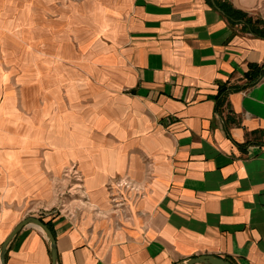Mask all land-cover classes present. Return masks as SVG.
Returning <instances> with one entry per match:
<instances>
[{"label":"crops","instance_id":"0c3cea01","mask_svg":"<svg viewBox=\"0 0 264 264\" xmlns=\"http://www.w3.org/2000/svg\"><path fill=\"white\" fill-rule=\"evenodd\" d=\"M7 2L55 4L70 39L0 62V246L43 215L57 264H264V36L218 7L264 30V0H0L2 33ZM5 264H52L44 230Z\"/></svg>","mask_w":264,"mask_h":264},{"label":"rangeland","instance_id":"374dc122","mask_svg":"<svg viewBox=\"0 0 264 264\" xmlns=\"http://www.w3.org/2000/svg\"><path fill=\"white\" fill-rule=\"evenodd\" d=\"M60 10H70V1L60 3ZM5 9H9L11 12H18L22 10L24 13L23 19L18 17H12L10 22V28L5 33L0 32V62H5L6 65L1 66L4 70H19L21 66H17L19 59L27 56L32 57L38 52L36 47H52L60 42H65L70 39V30H66V24L61 18L59 26L63 25V28H57L54 23H51L49 17L40 16V14L50 15V12L56 9L55 4L51 3H22L7 2L4 3ZM60 16H62L60 14ZM47 20V21H46ZM70 29V25L67 26ZM58 30V32L56 31ZM7 43L10 49H2V44ZM51 52V49L46 50ZM62 53L68 54L70 50L68 48H62L59 50ZM18 59V61L16 60Z\"/></svg>","mask_w":264,"mask_h":264},{"label":"water","instance_id":"95a60500","mask_svg":"<svg viewBox=\"0 0 264 264\" xmlns=\"http://www.w3.org/2000/svg\"><path fill=\"white\" fill-rule=\"evenodd\" d=\"M27 224H34L44 230V232L49 238L52 264H57V247H56V239L54 237V234L52 230L41 219L35 216L26 217L9 232V234L7 235V237L0 246V264H5L6 255L13 239L20 232V230ZM180 264H234V263L228 259L213 254H203L199 256L190 257L184 260V262Z\"/></svg>","mask_w":264,"mask_h":264},{"label":"trees","instance_id":"16d2710c","mask_svg":"<svg viewBox=\"0 0 264 264\" xmlns=\"http://www.w3.org/2000/svg\"><path fill=\"white\" fill-rule=\"evenodd\" d=\"M218 7L232 21L242 20L249 26L250 31L256 33L257 35L264 36V30L258 28V25H260V23L262 22L261 20H253L252 17H248L245 12L234 8L228 2L218 3ZM263 75L264 65L260 66L258 64H250L249 70L246 72V77L249 81V84H255ZM238 89H240L239 85L222 84L219 87L218 97H221V95L224 96L228 92ZM37 217L41 219L52 230L51 220H45L43 215H39Z\"/></svg>","mask_w":264,"mask_h":264},{"label":"built area","instance_id":"2783aa9c","mask_svg":"<svg viewBox=\"0 0 264 264\" xmlns=\"http://www.w3.org/2000/svg\"><path fill=\"white\" fill-rule=\"evenodd\" d=\"M124 186H128V185H127V183H126V184H124Z\"/></svg>","mask_w":264,"mask_h":264}]
</instances>
